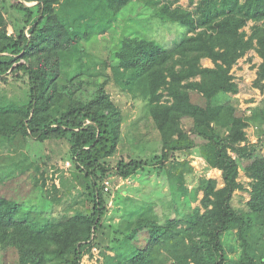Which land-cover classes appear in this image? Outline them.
I'll use <instances>...</instances> for the list:
<instances>
[{"label":"trees","instance_id":"16d2710c","mask_svg":"<svg viewBox=\"0 0 264 264\" xmlns=\"http://www.w3.org/2000/svg\"><path fill=\"white\" fill-rule=\"evenodd\" d=\"M131 1L0 0V82L27 76L30 85L25 102L0 107V137L68 140L73 176L86 191L85 208L41 228L21 213L20 202L0 193V247L14 254L15 264H82L105 227L110 197L105 180L126 179L157 165L175 204L177 197L192 193L196 198L203 191L201 205L185 214L177 209L163 221L152 208H143L127 232L116 229L119 236L105 247L113 254L102 252L101 264H264V107L240 113L230 99L240 91L233 68L250 50L262 59L253 86L264 91V0H200L194 9L179 0H142L155 16L181 23L187 33L173 48L139 37L122 40L117 67L125 75L145 76L162 151L152 160L121 156L114 164L109 158L117 153L124 116L107 89L109 81L83 97L82 75L63 84L59 78L62 53L88 37L94 25L112 24ZM205 58L214 66H205ZM250 126L259 130L257 142L249 139ZM195 147L211 168L222 171L223 186L208 177L192 190L185 184L193 167L178 153ZM242 166L250 179V200L238 208L236 192L246 189L239 179ZM232 228L241 246L236 260H229L223 240ZM142 231L147 232L144 244L138 239Z\"/></svg>","mask_w":264,"mask_h":264},{"label":"rangeland","instance_id":"374dc122","mask_svg":"<svg viewBox=\"0 0 264 264\" xmlns=\"http://www.w3.org/2000/svg\"><path fill=\"white\" fill-rule=\"evenodd\" d=\"M199 1L195 0L191 5L190 0H179V4L194 9ZM33 4L35 3H30V5ZM102 24L98 23L91 27L88 37H84L77 46L62 53L59 82L63 84L72 76L80 74L87 81V89L81 90L80 94L83 97H90L96 84L108 80L107 89L124 116L119 149L109 160L114 164L121 156L152 160L162 151V141L160 132L150 116L146 96V78L137 71L135 74L131 71V73L126 72L125 75L117 67L116 51L126 37L152 40L165 48H173L184 38L187 27L181 23L162 20L155 16L154 8L146 5L142 0H133L123 7L112 24ZM252 24L250 22L245 27L248 32H251ZM8 30L13 32L11 26ZM261 61L256 51L250 50L233 68L240 91L237 94H230V99L239 108L240 113L249 114L253 108L264 107V91L253 86ZM202 62L204 64V59ZM210 64L214 66L212 62ZM29 90L27 76L18 81L0 82V107H6L14 101L25 102L28 99ZM194 99L202 101L201 97L196 94H194ZM247 131L251 142L259 140V130L256 126H250ZM262 151L264 153V141ZM178 156L179 159L192 163L194 168L192 173L187 174V180L184 181L190 190L196 187L203 177L216 178L219 186H223L222 171L208 165L200 147H195L188 152L181 151ZM73 169L70 142L66 139L37 141L28 138L22 142H9L5 137H0V193L20 202L21 213L29 216L31 221L38 222L44 217L40 223L38 222L40 228L44 227L43 224H46L47 219L55 218L52 220L55 221L73 214L79 208L86 207L84 182L70 175L73 174ZM161 170L157 165H151L143 171L142 176L136 177L143 185L142 190L134 192L135 196L140 194V196L146 195L147 197H152V195L161 198L168 197V194L165 195L168 182L164 181V176H161ZM67 177L70 179L64 186L55 187L56 181L61 184V178L65 180ZM121 179L114 175L105 180V188L106 185L109 186V190L105 189V192L110 196L107 204L108 211L104 218L105 227L97 233L99 244L85 254L82 264H101L102 252L113 254L105 247L115 236H119L116 229L124 228L127 232V226H132V223L145 210L142 207H135L123 213L116 207L117 204H123L122 191L126 190L127 186L129 188L132 186ZM239 179L246 189L236 192L233 203L238 208H245L250 200V179L246 176L243 166ZM107 181L109 184H106ZM128 191L133 194L130 190ZM193 196L189 193L188 203L176 198L177 205L179 204L176 208L181 214L201 205L203 191H199L196 198ZM126 203L132 205L134 201L127 199ZM174 212L175 208L170 207L165 214L158 213V215L163 221L167 217H174L176 215ZM146 237V231L138 235L140 244L145 243ZM223 240L229 260L239 259L241 246L236 230L232 228L226 231L223 234ZM0 264H15L14 254L6 253L0 247Z\"/></svg>","mask_w":264,"mask_h":264},{"label":"crops","instance_id":"0c3cea01","mask_svg":"<svg viewBox=\"0 0 264 264\" xmlns=\"http://www.w3.org/2000/svg\"><path fill=\"white\" fill-rule=\"evenodd\" d=\"M212 62V60L211 59H209V58H205L204 59V65L205 66H209V67H212V65L210 64ZM212 64H213V62H212ZM150 116H151V114H150ZM152 118V117H151ZM153 120V119H152ZM154 122V121H153ZM123 123H124V121H123ZM123 123H122V125H123ZM118 149H119V145H118ZM180 161H184V159H181ZM191 164V166H192V163H190ZM193 167V166H192ZM194 169V168H193ZM162 171V175L161 176H164V181H167V176H166V174H165V171H164V169H162L161 170ZM152 173V172H151ZM142 174H143V172H139V173H137V174H135V175H133V176H131V177H129V178H122L121 180H123L124 181V183H129V184H132V186H130V188L127 186V188H126V190H124V191H122V194H123V197H122V203L123 204H117V208L119 209V210H122V212L124 213L126 210H133V209H135V207H142V208H152L153 210H155L156 211V213L158 214V213H163V214H165L166 213V210H170V207H173V208H175V212H174V214H177V209L178 208H176V207H178L179 206V204L177 205V202H176V204L172 201L173 199L171 198V195L169 194V191H168V187L165 189L166 191H167V193H165V195H167L168 194V197H165V198H161V197H158V196H156V195H152V197H147L146 195H144V196H140V194H137V196H135V194H134V192L135 191H139V190H142V185H143V183H141V181L140 180H138V178H136V177H140V176H142ZM70 175H73V174H70ZM70 178L69 177H67V178H65V180L63 179V178H61V184H59V182L58 181H56V188H61L62 186H64L67 182H68V180H69ZM73 179V178H72ZM70 183H72V182H70ZM118 188V187H117ZM129 188V189H128ZM130 190L131 192H133V194L132 193H130L128 190ZM149 193V192H148ZM147 193V194H148ZM150 195V194H149ZM162 197L164 196V195H161ZM115 198L117 197L116 195L114 196ZM180 201H182V202H184V203H188V201H187V196H185V195H182L181 197H177ZM127 199H131V200H133L134 201V204H130V205H128L127 203H126V201H127ZM174 203V204H173ZM160 209H162V211H160ZM165 211V212H164ZM171 213V212H170ZM181 213V212H180ZM43 217V216H42ZM51 217H53V215H52V213H51ZM44 218V217H43ZM43 218H41V219H43ZM40 219V220H41ZM53 219H55V218H53ZM53 219H51V220H53ZM40 220H38V222H40ZM46 220V219H45ZM47 220H49L50 221V219H47ZM46 220V221H47Z\"/></svg>","mask_w":264,"mask_h":264},{"label":"built area","instance_id":"2783aa9c","mask_svg":"<svg viewBox=\"0 0 264 264\" xmlns=\"http://www.w3.org/2000/svg\"><path fill=\"white\" fill-rule=\"evenodd\" d=\"M68 165H70V162H68ZM106 184H109V182L107 181ZM106 190H109V186L106 185Z\"/></svg>","mask_w":264,"mask_h":264}]
</instances>
